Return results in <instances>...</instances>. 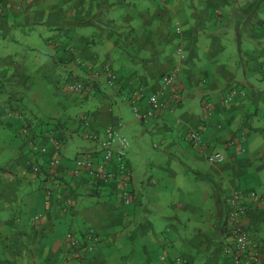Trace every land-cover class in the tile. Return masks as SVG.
I'll list each match as a JSON object with an SVG mask.
<instances>
[{
	"label": "crops",
	"instance_id": "obj_1",
	"mask_svg": "<svg viewBox=\"0 0 264 264\" xmlns=\"http://www.w3.org/2000/svg\"><path fill=\"white\" fill-rule=\"evenodd\" d=\"M259 2L264 0H0V264H230L223 249L229 242L227 203L235 190L245 193L250 235L260 250L257 264H264V203L247 195L255 191L264 198V181L251 174L264 169L257 132L264 131V85L256 86L264 64V9L246 39L232 34L241 57L228 54L235 44L227 32L219 33L233 18L239 22L236 3L250 8ZM256 41V49L245 48ZM204 51L215 53H207L206 66ZM105 65L121 77L112 88L104 74L95 77ZM61 69L71 81L88 84L87 94L66 91L60 85L66 78L57 79ZM174 70L176 83L164 97L168 108L139 120L134 106L146 109L161 78ZM235 83L251 96L226 105ZM193 91L201 110L189 98ZM25 123L38 136L57 126L62 148L69 137L90 142L89 135H104L110 127L134 140L131 130L141 123L164 136L168 147L162 144L159 165H147L151 174L136 175L129 158L135 196L127 206L117 185L93 186L64 172L95 144L88 151L62 150L64 169L53 171L44 157L32 158L21 136ZM192 131L202 132L204 150L186 142ZM214 152L227 156L226 162L212 164L208 155ZM33 162L44 172L34 174ZM55 180L66 186L47 205L46 190ZM67 197L74 207L63 213ZM69 231H94L101 244L79 254L69 248Z\"/></svg>",
	"mask_w": 264,
	"mask_h": 264
},
{
	"label": "built area",
	"instance_id": "obj_2",
	"mask_svg": "<svg viewBox=\"0 0 264 264\" xmlns=\"http://www.w3.org/2000/svg\"><path fill=\"white\" fill-rule=\"evenodd\" d=\"M180 32V28L177 29ZM181 53V52H179ZM101 74L106 77L105 85L109 87L115 86L119 77L117 73L111 69L109 65H105L101 70L97 71L95 77L99 78ZM178 77V71L174 70L161 79L159 91L151 94L148 98L147 108L142 110L137 104L134 106V113L145 121L153 119L163 109L168 108L164 97L173 90ZM65 90L74 94H87L90 88L88 84L75 80L70 81L65 87ZM141 93V92H140ZM180 94V93H179ZM239 95H245V92L239 90L238 87L229 89L224 103L233 105ZM144 96V92L141 94ZM137 99H135V102ZM206 110L212 108L211 103H205ZM38 136L33 132L32 128L26 124L21 129V136L26 145L30 148V152L35 155L45 154L49 169L56 171L63 167L62 142L58 137L57 131L50 129ZM99 144V148L95 152L81 154L73 160V166L67 170L68 174L76 179H88L91 185L95 186L102 184H116L119 189V195L123 198L125 205H131L134 201L132 192V171L126 160V150L128 148L127 140L120 135L115 127H110L101 137L100 134L93 133L88 136ZM201 131H192L186 135V142L192 147L200 151L204 150V140ZM246 150L243 148V152ZM208 160L215 165L226 162V157L221 152H214L208 155ZM37 162L32 163V171L37 174L41 171V167ZM67 169V168H66ZM63 188L61 183H57L54 188L46 190V204L50 205L55 195ZM247 193V192H246ZM248 198L252 201L259 200L264 203V198L258 197L255 191L247 193ZM74 207L73 197L64 199L61 205L63 213L69 212ZM228 216L226 219L229 242L224 247L223 251L230 264H257L260 257L259 246L252 241L249 230V222L251 211L248 204L245 202V193L241 190H235L228 199L227 203ZM39 215L36 219L39 220ZM69 248L77 253L91 254L101 244V237L94 231H87L84 237H78L72 231L66 235ZM166 260L165 255L162 256ZM153 264V263H150Z\"/></svg>",
	"mask_w": 264,
	"mask_h": 264
},
{
	"label": "rangeland",
	"instance_id": "obj_3",
	"mask_svg": "<svg viewBox=\"0 0 264 264\" xmlns=\"http://www.w3.org/2000/svg\"><path fill=\"white\" fill-rule=\"evenodd\" d=\"M262 4H264V3L263 2H259L257 5H253V6H251L249 8L248 4L236 3L237 8L240 11L242 10V13L239 16V17H241L239 22L237 21V19H238V16H237L236 18L232 19V23H230L229 25H227L225 27L219 28V30H220L219 33L223 34V36H224L225 35L224 32L225 33L227 32L225 37L227 36L233 42V44H235V47H237V48L232 47L231 50L228 52V54L232 55V54L235 53V55H237L236 57H241V56L238 55V54H240L238 52L239 44H237L233 40L232 34H235L236 32H238V34H236V37H239L240 40L246 39L245 34L250 33L251 29L253 28L251 24L256 25L254 17L258 13L261 14L262 10L264 9V5L262 6ZM223 13H225V11ZM259 17H261V16H259ZM226 28H229V30L226 29ZM255 40H257V38H255ZM257 42L258 41H256L255 43H251L250 42V43H248V45L245 44V46H246L245 48L256 49L258 47ZM204 52L205 53H202L203 58H204V62L201 64L202 66H206L207 65V59L209 58L208 54H211V55L215 54V53H211V52H208V51H204ZM60 73H61L62 78H57V79H63L64 80L65 78H67L65 71H63L61 69ZM260 75L262 76V78H261L260 81H258V82H261V83L259 85H256L258 88H262L263 87L262 85H264L263 84L264 83V80H263L264 79V75H262V73H260ZM65 81H66V79H65ZM90 84H93V83L91 82ZM230 88H233V87H230ZM228 90H229V88H228ZM196 94L194 93V91L190 92L189 95L191 97H189V98H191V100L194 102V106L197 107L198 110H201L200 98H199V95H198L199 93L197 92ZM87 96L88 95H86V97ZM186 97H187V95H186ZM0 98H1V95H0ZM93 101L94 100H92V102ZM260 108H261L260 109V112H261L260 115L264 117V100L261 102ZM129 115L132 116L131 111L129 112ZM86 122L89 124L91 122L90 118ZM139 125H140V127L131 130L132 131L131 134H134V136H135L134 140H133V137L131 139L127 138L128 141H129V144H130L129 149H128V159L130 158L131 160H135V162L137 164V173H136V175H138V176L142 175L144 173V170L149 172V170H147V165L148 164H151V165L157 164V165H159V163L161 162L160 161V158H161L160 155H161V153H163L162 152L163 145H165V144H163V142H165V137L162 136V135H158V134L152 133L151 132V128L149 127L150 125L148 126V125H144V124H141V123ZM262 127H264V124H262ZM262 129L263 128L259 129L258 132H259V135L261 136L260 139L264 143V131ZM177 130H176V133H174V136L178 135ZM67 143H68L67 146H66V143H65V147L62 148L63 152H64V150H66V148H71L74 151H76L77 149H82V151L83 150H87L88 151L92 147L91 142H88L82 136H80L78 134H76L73 138L69 137L68 140H67ZM155 145H158L161 149L159 147H158V149H156L154 147ZM242 145L244 146V148H246L245 142H243ZM164 147H168V145H165ZM138 148H140V149H138ZM151 171L149 172V174L152 173ZM251 174L253 176L259 178V182H261L262 180L264 181V169H262L261 172L251 173ZM55 181L56 182H60L59 180H55ZM193 181L195 182L194 179H193ZM60 183L63 186H66L63 182H60ZM139 184H140V181H139V183H137V185L135 187L137 188V186H139ZM260 191L264 192V187ZM106 193H108L107 189L104 192V194H106ZM160 226H161V223L159 224L158 227H160Z\"/></svg>",
	"mask_w": 264,
	"mask_h": 264
},
{
	"label": "trees",
	"instance_id": "obj_4",
	"mask_svg": "<svg viewBox=\"0 0 264 264\" xmlns=\"http://www.w3.org/2000/svg\"><path fill=\"white\" fill-rule=\"evenodd\" d=\"M116 73H117V71H116ZM260 73H262L263 75H264V64L262 63L261 64V66H260ZM117 75H118V77H119V80H120V75L117 73ZM162 79V78H161ZM118 80V81H119ZM71 81V79H69L68 77L66 78V81H64L62 84H60V85H63L64 87L69 83ZM85 82H86V80H84ZM118 83V82H117ZM116 83V84H117ZM234 86H236V87H238V89L239 90H242V91H244L245 92V95L243 96V95H239L237 98H236V101L237 102H235L233 105H235V104H237V103H239V102H244V101H246L250 96H251V93H250V89H248L247 87H245V86H242V85H240L239 83H235V84H232L230 87H234ZM114 87V86H113ZM229 87V88H230ZM112 88V87H111ZM231 89V88H230ZM229 91V90H228ZM228 91H227V93H228ZM226 93V94H227ZM125 98H123V100H124ZM207 102H209V101H207ZM136 115V114H135ZM22 117V116H21ZM136 117H138L137 115H136ZM139 118V117H138ZM139 120H141V121H144V122H146L145 120H143V119H140L139 118ZM26 124H28V123H25L24 124V126H26ZM29 125V124H28ZM23 126V127H24ZM22 127V128H23ZM31 127V126H30ZM57 127V126H56ZM55 127V129H57ZM258 132V131H257ZM57 134H58V137L61 139V142L63 143L64 142V139L59 135V133L57 132ZM40 135V134H39ZM92 135V134H91ZM120 135L122 136V137H124L126 140H127V142H128V148H129V146H130V144H129V141H128V139L125 137V136H123L121 133H120ZM102 137V136H101ZM89 141L91 142V143H93V144H95V146H96V149L95 150H93L92 152H95L98 148H99V144L98 143H96L94 140H92V139H89ZM128 148H127V150H126V162H127V164H128V166H130V160L128 159ZM87 153H91V152H83V153H81V154H87ZM80 154V155H81ZM44 157L45 158V160H46V157H45V154H40V155H35V154H32V158H34V159H36V157ZM79 155H77L75 158H77ZM74 158V159H75ZM31 165H30V170L32 171V163H30ZM41 167V166H40ZM63 167H64V165H63ZM131 167V166H130ZM44 169H45V167H44ZM44 169L41 167V171L39 172V173H37V175L38 174H40V173H42V172H44ZM62 169H64V168H62ZM65 169H66V166H65ZM67 171V169L66 170H64V172H66ZM33 172V171H32ZM88 183L89 184H91V181L90 180H88ZM106 185H108V186H111V185H116V184H102V183H99L98 185H95V186H98V187H100V186H106ZM63 188H65V187H63ZM118 190H119V192H120V189H119V187H118ZM118 192V193H119ZM131 194L133 195V196H135V191H134V189H133V186H132V192H131ZM64 201V200H63ZM63 203V202H62ZM41 216V214H36L35 216H34V220H38V219H36L38 216ZM75 233V232H74ZM86 233V232H85ZM85 233L84 234H82V235H78L77 233H75L76 234V236H78V237H84V235H85Z\"/></svg>",
	"mask_w": 264,
	"mask_h": 264
},
{
	"label": "clouds",
	"instance_id": "obj_5",
	"mask_svg": "<svg viewBox=\"0 0 264 264\" xmlns=\"http://www.w3.org/2000/svg\"><path fill=\"white\" fill-rule=\"evenodd\" d=\"M97 134H99V133H97ZM92 135H93V133H92ZM90 136V135H89ZM101 136V135H100ZM103 136V135H102ZM63 155V154H62ZM60 183V182H59ZM64 187V186H63ZM63 204V203H62Z\"/></svg>",
	"mask_w": 264,
	"mask_h": 264
}]
</instances>
